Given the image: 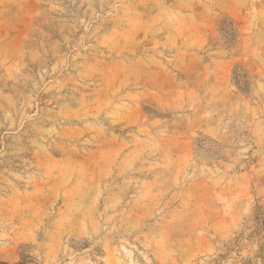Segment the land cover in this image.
I'll use <instances>...</instances> for the list:
<instances>
[{"label":"rangeland","instance_id":"374dc122","mask_svg":"<svg viewBox=\"0 0 264 264\" xmlns=\"http://www.w3.org/2000/svg\"><path fill=\"white\" fill-rule=\"evenodd\" d=\"M264 264V0H0V264Z\"/></svg>","mask_w":264,"mask_h":264},{"label":"trees","instance_id":"16d2710c","mask_svg":"<svg viewBox=\"0 0 264 264\" xmlns=\"http://www.w3.org/2000/svg\"><path fill=\"white\" fill-rule=\"evenodd\" d=\"M4 264V263H3Z\"/></svg>","mask_w":264,"mask_h":264}]
</instances>
